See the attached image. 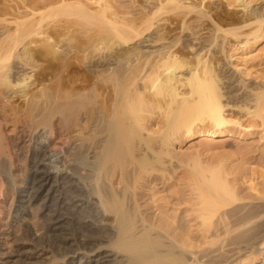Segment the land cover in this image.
<instances>
[{"label":"bare ground","instance_id":"bare-ground-1","mask_svg":"<svg viewBox=\"0 0 264 264\" xmlns=\"http://www.w3.org/2000/svg\"><path fill=\"white\" fill-rule=\"evenodd\" d=\"M94 2L0 0V100L11 116L23 115L34 152L20 191L9 157L0 160V197L6 183L17 195L12 224L25 223L45 252L24 222L40 200L46 238L62 252L53 264H264V195L252 180L253 197L216 173L204 176L190 188L194 214L182 223L163 208L173 202L144 205L139 193L177 143L264 125V86L245 83L243 58L264 39V9L251 0ZM233 7L241 17L225 29L214 16ZM229 38L242 39L231 54ZM221 57L239 79L223 73ZM61 132L62 145L52 146ZM15 253L0 264L38 255Z\"/></svg>","mask_w":264,"mask_h":264},{"label":"rangeland","instance_id":"rangeland-1","mask_svg":"<svg viewBox=\"0 0 264 264\" xmlns=\"http://www.w3.org/2000/svg\"><path fill=\"white\" fill-rule=\"evenodd\" d=\"M84 1L89 2L88 4L92 9H96L94 0ZM141 1L143 0H140V2ZM122 2L127 3V0H122ZM250 5L254 8L264 9V0H251ZM223 8H225L224 5ZM233 8L229 9L228 14L225 12L223 14L220 13L219 18L214 16L215 21H217L219 25L223 22V24L220 26L224 25L223 28L225 29L230 28L231 25L232 27L233 25L235 27V23H237L239 20V15L241 17L239 8ZM220 19L221 22H219ZM207 23L210 27L213 25L212 21H210V23L207 21L206 26ZM73 38H77V36ZM240 42L229 38V40L225 43L228 54H231L233 50L238 49L242 45ZM243 58L249 60L247 62V72L249 76L244 79L245 83H247V85L252 88H256L257 85V87H263L264 39L247 50ZM50 59H53L52 56H49V60ZM220 61V69L224 71L223 73H227L226 75L231 74L233 77H236L235 79L240 78L238 73L233 70L231 63H228L229 61H225L224 58L223 62L222 59ZM40 62L43 63L44 61ZM239 63L240 67H243V63L241 61H239ZM54 76H51L53 80H55ZM16 101H18L16 104H18L20 109L23 110L25 107L24 103L21 100ZM3 103L4 102L0 100V116L3 119L5 118L4 121H2V123H5V125H1L2 128L0 127V160H4L5 157L7 159V157H9L8 160L12 164L10 167V178L13 181V185H16V187H18V191H20V187L24 188L23 185L25 184H23V179L29 172V165L32 161L34 152L29 146V132L26 131L28 130V126L26 129V127H23L25 125L21 122V120H23V115H18L20 117H17L16 119V117L10 115V109L8 111L7 105ZM59 123L60 121L56 119L52 122L56 129L60 128ZM262 126L259 128H250L247 131L242 129L240 130V128H234L232 131H230L231 133L227 132L224 135L219 136L218 138H213L212 140H208L207 142L201 140V137H195L190 141L177 143L174 146V152L172 154L173 158L169 159L172 162L168 160L165 168H158L161 171L157 170V172H154L155 178L153 179L154 181L153 184H151V188L143 191L139 190V193L144 194L141 203L145 205L149 199H158L160 200L159 203L161 206L164 205L163 208L166 207L165 211L168 210V213L173 217H180L182 219L181 223L187 218L189 219V216L190 219H192L191 215L194 213L192 211L193 205L191 204L194 203L196 196L195 193L190 190V188L198 181L203 182L204 176L205 178L207 177L208 180L211 179L210 177L213 173L218 174V176L220 175L224 180H226L225 182L228 185H231L236 190H238L242 196L253 197L255 195L254 192L249 190L248 184L250 183V180L256 184L259 192L264 195V125ZM64 134L65 133L61 132L57 138L55 137L52 141V146L56 145V143L57 146L59 144V146H61V140L65 138ZM172 165H175L176 169L174 172L168 173V171L172 169ZM171 187H175L176 189L178 188L180 191L177 193L178 195L175 194V192L170 193L169 189ZM1 191L0 242H4V245H2V247L0 245V256H4L3 254L9 251H11L12 254H16L15 251L17 249L25 247L26 251H29V253L38 254L29 260L30 264H53L55 261H57L61 257L62 252L56 240L46 238L48 236L46 230L47 226L44 221L46 218L43 217L41 209L37 207L41 201L38 200L33 203L34 207L31 209L28 215L24 216V222H26L31 232L37 233L40 237L44 238V243L40 244H42L44 247H47L45 252L35 249L37 245L36 241L32 239L28 233H25V223L24 225L16 223L12 224V222L15 220L13 216L14 206L17 203V195L13 190V187L6 183L3 187H1ZM172 197L174 201H172ZM177 198H179V200ZM166 200L173 202L172 205L168 204V206H166L165 203L163 204V202H166ZM167 207L169 208L167 209ZM147 213L153 214L154 210H149ZM110 223L111 222L109 220L103 222V224L107 225L108 227ZM192 224H194H190L191 226H194L192 229H197V226L195 227V222ZM13 225L16 226L11 228ZM259 257L260 256H257L255 260L256 262L259 260ZM1 263H4L3 259L1 260ZM4 264L13 263L6 262Z\"/></svg>","mask_w":264,"mask_h":264}]
</instances>
